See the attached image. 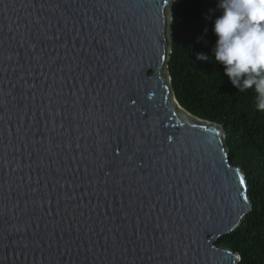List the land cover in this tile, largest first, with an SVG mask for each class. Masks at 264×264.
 Masks as SVG:
<instances>
[{
	"label": "water",
	"instance_id": "water-1",
	"mask_svg": "<svg viewBox=\"0 0 264 264\" xmlns=\"http://www.w3.org/2000/svg\"><path fill=\"white\" fill-rule=\"evenodd\" d=\"M173 1L0 0V264H238L248 184L172 92Z\"/></svg>",
	"mask_w": 264,
	"mask_h": 264
},
{
	"label": "trees",
	"instance_id": "trees-1",
	"mask_svg": "<svg viewBox=\"0 0 264 264\" xmlns=\"http://www.w3.org/2000/svg\"><path fill=\"white\" fill-rule=\"evenodd\" d=\"M218 4L219 0L172 2L167 70L179 105L223 127L228 157L246 176L252 210L218 243L240 256L238 264H264V111L256 107L254 88H235L224 65L215 60L214 21L222 14ZM197 54L208 59L198 60Z\"/></svg>",
	"mask_w": 264,
	"mask_h": 264
},
{
	"label": "clouds",
	"instance_id": "clouds-1",
	"mask_svg": "<svg viewBox=\"0 0 264 264\" xmlns=\"http://www.w3.org/2000/svg\"><path fill=\"white\" fill-rule=\"evenodd\" d=\"M222 14L214 21L218 37L215 60L241 91L253 89L256 107L264 111V0H219ZM198 60H206L197 54Z\"/></svg>",
	"mask_w": 264,
	"mask_h": 264
},
{
	"label": "rangeland",
	"instance_id": "rangeland-1",
	"mask_svg": "<svg viewBox=\"0 0 264 264\" xmlns=\"http://www.w3.org/2000/svg\"><path fill=\"white\" fill-rule=\"evenodd\" d=\"M227 150H228V149H227ZM231 162H232L235 166H238V167H239L238 163L234 162L233 160H231ZM217 243H218V242H217ZM218 244H219V243H218ZM219 245H222V246H224V247L230 249L228 246H226V245H224V244H219Z\"/></svg>",
	"mask_w": 264,
	"mask_h": 264
},
{
	"label": "snow or ice",
	"instance_id": "snow-or-ice-1",
	"mask_svg": "<svg viewBox=\"0 0 264 264\" xmlns=\"http://www.w3.org/2000/svg\"><path fill=\"white\" fill-rule=\"evenodd\" d=\"M240 182H241V184L243 185L244 181H243V179H242V178H241V181H240Z\"/></svg>",
	"mask_w": 264,
	"mask_h": 264
}]
</instances>
